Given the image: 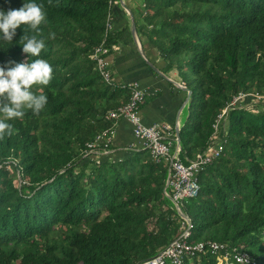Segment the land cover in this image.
I'll return each instance as SVG.
<instances>
[{
  "label": "trees",
  "instance_id": "1",
  "mask_svg": "<svg viewBox=\"0 0 264 264\" xmlns=\"http://www.w3.org/2000/svg\"><path fill=\"white\" fill-rule=\"evenodd\" d=\"M117 0H36L45 18L39 57L52 67L38 115L26 110L0 136V264H140L178 236L183 222L165 195L168 169L148 152L112 162L83 159L86 144L127 91L107 84L91 59ZM22 0H0V9ZM136 32L192 92L180 158L208 146L217 116L240 92L264 89V0H143ZM24 33H36L26 25ZM17 28L0 40V66L25 61ZM49 33L54 35L49 38ZM123 32L114 30L111 50ZM144 42V41H143ZM32 57L31 59H35ZM224 155L200 174V194L181 211L192 240L215 241L264 264V106L231 110ZM185 264H218L212 254Z\"/></svg>",
  "mask_w": 264,
  "mask_h": 264
},
{
  "label": "built area",
  "instance_id": "2",
  "mask_svg": "<svg viewBox=\"0 0 264 264\" xmlns=\"http://www.w3.org/2000/svg\"><path fill=\"white\" fill-rule=\"evenodd\" d=\"M114 30V18L110 13L107 18L105 38L102 44L94 49L91 59L95 62L96 69L102 79L111 86L127 91L129 98L124 105L111 110L106 119L113 123L122 119L126 120L132 128L134 138L133 143L128 147L129 150L148 152L155 164H162L167 167L165 195L171 200L178 212L182 213L183 204L190 199L197 198L200 194V174L225 153L229 112L237 109L255 111L258 106H264V89L260 92H240L234 96L217 116L213 124L214 132L207 148L185 164L180 158L181 147L177 137L180 127H174L166 122L146 125L143 122L141 110L146 103L147 92L138 82L118 86L113 81L109 61L111 49L105 43ZM178 86L181 89L185 88L183 83ZM114 135L113 126L97 134L92 141L86 144L82 158L100 162L101 158L111 153ZM182 220L179 236L169 246L161 249L155 257L140 264H185L187 259L205 254L214 255L218 264H255L244 252L237 248L231 249L227 244L210 240L193 241L192 231L194 227L192 222L188 217L182 218Z\"/></svg>",
  "mask_w": 264,
  "mask_h": 264
},
{
  "label": "crops",
  "instance_id": "3",
  "mask_svg": "<svg viewBox=\"0 0 264 264\" xmlns=\"http://www.w3.org/2000/svg\"><path fill=\"white\" fill-rule=\"evenodd\" d=\"M141 2L142 4L139 5L138 0H123L127 10L121 7L120 0L114 4L115 30L123 33L109 56L113 81L118 86L138 82L147 92L146 103L141 110V116L146 125L166 122L181 128L190 101L186 102L187 93L178 86L183 83L179 73L177 71L165 73L164 63L159 58L158 52L150 48L137 32L139 45L134 42L129 12L134 19L140 18L144 6L143 0ZM112 126L115 135L112 140L111 153L103 157L105 160L120 162L127 156L144 152L129 150L128 147L133 143L134 138L132 128L126 120H119Z\"/></svg>",
  "mask_w": 264,
  "mask_h": 264
},
{
  "label": "clouds",
  "instance_id": "4",
  "mask_svg": "<svg viewBox=\"0 0 264 264\" xmlns=\"http://www.w3.org/2000/svg\"><path fill=\"white\" fill-rule=\"evenodd\" d=\"M44 18L42 5L36 0H22L19 8L0 9V40L13 41L22 25L36 33L25 34L22 28L23 35L18 40L22 53L28 56L27 62L11 60L0 66V136L13 134L10 121L22 118L26 110L38 115L47 103V96L34 88L47 86L52 78L51 65L39 57L45 47L44 39L37 38ZM53 35L49 33V38Z\"/></svg>",
  "mask_w": 264,
  "mask_h": 264
},
{
  "label": "water",
  "instance_id": "5",
  "mask_svg": "<svg viewBox=\"0 0 264 264\" xmlns=\"http://www.w3.org/2000/svg\"><path fill=\"white\" fill-rule=\"evenodd\" d=\"M120 4H121V7L125 10H127V7L125 6V4L123 3V0H120ZM129 12V10H128ZM130 16H131V22H132V32H133V38H134V42L136 43V45H139V42H138V39H137V34H136V26H135V19L133 17V15H131V13L129 12ZM140 48V46H139ZM141 50V48H140ZM141 53H142V50H141ZM150 66L152 67V65L150 64ZM183 90L187 93V99H186V102L188 103L190 101V97H191V94L192 92L189 91V89H187L186 87L183 88ZM177 137H178V144L180 145V132L177 133ZM166 188H167V183H166ZM180 216L182 218H186V216L183 214V213H179Z\"/></svg>",
  "mask_w": 264,
  "mask_h": 264
},
{
  "label": "rangeland",
  "instance_id": "6",
  "mask_svg": "<svg viewBox=\"0 0 264 264\" xmlns=\"http://www.w3.org/2000/svg\"><path fill=\"white\" fill-rule=\"evenodd\" d=\"M142 0H138V2H139V5H141L142 4V2H141ZM25 62H26V60H25Z\"/></svg>",
  "mask_w": 264,
  "mask_h": 264
}]
</instances>
